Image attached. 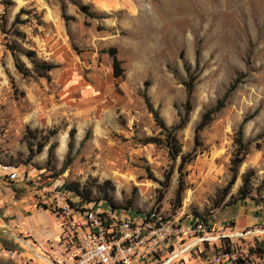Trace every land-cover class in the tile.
<instances>
[{
  "label": "rangeland",
  "instance_id": "1",
  "mask_svg": "<svg viewBox=\"0 0 264 264\" xmlns=\"http://www.w3.org/2000/svg\"><path fill=\"white\" fill-rule=\"evenodd\" d=\"M79 1L103 18H84L68 0H62L64 14L72 18L66 22L57 0L4 1L0 164L14 168L18 179L0 177V230L11 232L20 222L21 233L31 224L30 234L52 233L56 195L75 201L63 184L91 186L93 199H103L96 187L107 182L104 190L117 207L116 219L135 220L155 209L206 218L214 229L232 225L240 233L257 231L264 220V136L259 137L264 133V0ZM109 49L122 70L118 78L112 75ZM26 51L56 66L47 79L31 71ZM14 59L28 76L16 72ZM181 62L195 79L187 123L175 133L179 154L172 160L163 145L141 144L147 138L162 140V135L140 93L147 82L145 93L164 125L176 124L185 99ZM235 78L239 82L223 108L194 141L201 114ZM70 129L74 133L66 165ZM238 132L246 151L227 186ZM42 141L45 146L36 153ZM50 145L54 148L47 158ZM190 155L192 160L178 173L179 157ZM243 175L248 180L244 199L237 192ZM93 206L111 210L103 200ZM246 237L234 242L240 251L264 244V234ZM0 244L32 257L6 233L0 232ZM213 255L211 244H199L198 251L185 252L182 259L198 264ZM255 257L261 261L264 256ZM0 264L17 261L0 255ZM34 264L44 263L35 259Z\"/></svg>",
  "mask_w": 264,
  "mask_h": 264
},
{
  "label": "built area",
  "instance_id": "2",
  "mask_svg": "<svg viewBox=\"0 0 264 264\" xmlns=\"http://www.w3.org/2000/svg\"><path fill=\"white\" fill-rule=\"evenodd\" d=\"M4 1L0 0V36ZM0 177L18 179L16 170L3 164H0ZM56 196L52 209L56 219L54 233L44 231L39 238L38 233L35 236L30 232L21 233L20 222L12 225L11 232L0 230L11 241L22 244L32 257L23 258L1 244L0 255L17 264H34L35 259L44 264H186L183 253L191 254L199 244H211L217 251L214 250L212 259L204 261L205 264H264L255 254L240 251L234 245L235 240H244L253 233L264 234V220L257 231L240 233L232 225L214 229L206 218L182 212L165 214L152 209L135 220L116 219L114 210L103 212L96 210L94 204H77L60 194ZM15 233L22 238H17ZM26 239H31V244Z\"/></svg>",
  "mask_w": 264,
  "mask_h": 264
},
{
  "label": "trees",
  "instance_id": "3",
  "mask_svg": "<svg viewBox=\"0 0 264 264\" xmlns=\"http://www.w3.org/2000/svg\"><path fill=\"white\" fill-rule=\"evenodd\" d=\"M57 1L60 3L59 9H60L61 19L64 22L71 20L72 19L71 17H68L64 14V5H63L62 0H57ZM68 3L73 5L76 8L77 12L80 13L84 18H87V19H102L103 18L100 14L90 11L89 5L82 4L79 0H68ZM5 6H7V2H4V8ZM107 53L111 57L112 75L114 78H118L121 76L122 70L119 68V63L114 58V50L109 49L107 50ZM193 53L195 56V66H197L198 65L197 59H198V54H199L198 43L194 45ZM24 56L31 66V71L35 74V76L39 78L47 79L48 73L54 68H56V66L53 64H50L44 61H37L34 58L33 53L31 52H28V51L24 52ZM178 58L180 61H182L181 54H179ZM181 63H182V68H183L186 80L181 81L180 84L184 88L185 99L183 103L179 106L180 113L178 114V119H177L176 124L170 127H166L164 125L163 121L161 120V118L159 117L157 113V110L153 109L145 93V90L147 88V82L143 83V89L140 93V97L142 99V102L144 104L146 111L150 114L154 125L157 127V129L159 130V133L162 135V140L155 139V138H147V139L142 140L141 144L142 145H149V144L163 145L166 149H168V155L170 156L172 160H174L179 154V150H178V147L175 141V133L183 129L185 124L187 123L188 114L191 111L190 96L192 94L193 84H194L193 82L195 79V76L189 71L188 66L184 62H181ZM13 65H14L16 72L19 73L21 76L23 77L28 76V71L16 59H14ZM237 82H239V78H235L232 82H230L226 90L223 92L221 98H219L212 107L208 108L201 114L199 122L196 125L195 130H194V138H193L194 141L197 138V135H196L197 132L203 129L204 127H206L211 122L215 113H217L221 108H223V105L225 104L226 99L229 97L231 92L234 90ZM239 129L240 127L238 128V131ZM73 133H74L73 129H70L68 131L69 141L67 143V151L65 154L66 165L69 161V154L71 151V138L73 136ZM238 135H239V132L237 133V138L235 140L236 151H235L233 158L230 160V170H229L230 178H229V182L227 186L231 185L234 182L236 168L242 162V157L246 151L245 145H243L240 142ZM86 136L87 134H85V136L83 137L80 143H82L85 140ZM263 136H264V133L259 135V137H263ZM44 146H45V141L38 143L36 146V153L41 152ZM53 148H54L53 145H50L48 147L47 158L51 157V152ZM33 156H34L33 152L29 149L28 160H31ZM191 160H192V155L180 156L179 164L177 167L178 173H180L183 167L186 164H188ZM103 185H104V188H106L107 182H104ZM247 186H248V180L246 179V175H243L241 178V187L237 190V192L240 194L242 199H244L246 195L248 194ZM61 187L64 191L68 192L69 195L74 197L73 200H75L74 202H76L77 204H96L98 201L103 200L109 205L111 210H113L114 208H117L111 203V201H109V197H107L105 190L102 187L97 186L96 190L103 193V196H102L103 199H93L91 195L93 188L91 186H79L77 183H74V184H63ZM213 250H215V252L217 251L215 246ZM248 253L249 254L258 253V256H261L264 253V244L257 245L256 249L254 250L248 249Z\"/></svg>",
  "mask_w": 264,
  "mask_h": 264
},
{
  "label": "crops",
  "instance_id": "4",
  "mask_svg": "<svg viewBox=\"0 0 264 264\" xmlns=\"http://www.w3.org/2000/svg\"><path fill=\"white\" fill-rule=\"evenodd\" d=\"M104 1H106V0H104ZM103 2V1H102ZM101 2V3H102ZM101 7H102V5H101ZM103 11V10H102ZM19 218V217H18ZM23 225V224H22ZM21 225V226H22ZM23 227V226H22ZM56 227V226H55ZM33 229V225L31 224V225H27V226H24V229H23V232H31V230ZM38 233V238L39 237H41V235H43L45 232L43 231V230H41V231H36L35 233H32V234H30L31 236H35L36 234ZM52 233H54V232H52ZM248 237H245L244 239H247ZM255 238V237H254ZM29 241L31 240V239H28ZM262 242H264V240H261ZM259 243V245H262L260 242H258ZM207 247V246H206ZM196 249V251H198V247L197 248H195ZM263 256H264V253H263ZM262 260H264V257H263V259ZM183 262H185L184 260H183ZM196 263V262H195ZM197 264V263H196ZM198 264H205V263H198Z\"/></svg>",
  "mask_w": 264,
  "mask_h": 264
},
{
  "label": "bare ground",
  "instance_id": "5",
  "mask_svg": "<svg viewBox=\"0 0 264 264\" xmlns=\"http://www.w3.org/2000/svg\"><path fill=\"white\" fill-rule=\"evenodd\" d=\"M63 150H64V141L62 139L61 142H60L59 148H58V154L59 155L62 154Z\"/></svg>",
  "mask_w": 264,
  "mask_h": 264
}]
</instances>
